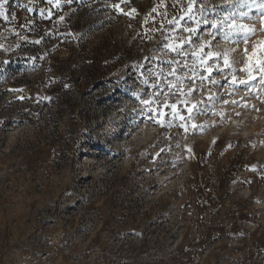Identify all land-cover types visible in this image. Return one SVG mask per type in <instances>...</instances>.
<instances>
[{
    "label": "rangeland",
    "instance_id": "1",
    "mask_svg": "<svg viewBox=\"0 0 264 264\" xmlns=\"http://www.w3.org/2000/svg\"><path fill=\"white\" fill-rule=\"evenodd\" d=\"M0 264H264V0H0Z\"/></svg>",
    "mask_w": 264,
    "mask_h": 264
}]
</instances>
